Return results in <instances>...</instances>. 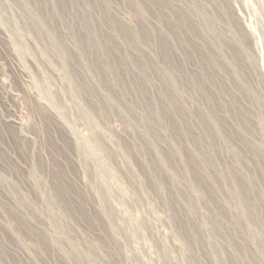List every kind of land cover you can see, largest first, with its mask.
<instances>
[{"label": "rangeland", "instance_id": "obj_1", "mask_svg": "<svg viewBox=\"0 0 264 264\" xmlns=\"http://www.w3.org/2000/svg\"><path fill=\"white\" fill-rule=\"evenodd\" d=\"M85 2L0 0V264H264V0Z\"/></svg>", "mask_w": 264, "mask_h": 264}, {"label": "bare ground", "instance_id": "obj_2", "mask_svg": "<svg viewBox=\"0 0 264 264\" xmlns=\"http://www.w3.org/2000/svg\"><path fill=\"white\" fill-rule=\"evenodd\" d=\"M84 2H85V0H83ZM86 3V2H85ZM66 4H67V2H66ZM66 4H62V8H63V10L62 11H65V10H68L69 8H68V6L66 5ZM158 5L161 7V9L162 10H164V9H167L166 7H165V4L164 3H161V2H159L158 3ZM99 6V5H98ZM26 7V6H25ZM104 7L105 6H101V7H99L97 10H98V12H100V13H102L103 15H104V17L105 18H107L108 19V23H109V25L112 27V29H113V31H114V33L116 34V35H118V36H120L121 37V40L124 42V44H126V45H128V46H133L134 47V45H136V46H139V47H142V46H145V45H149V44H156V47L158 48V50L161 52V54H162V56H163V58H164V61L166 62V64L169 66V67H173V65H174V67H175V62H174V56H173V54H172V51H171V44H179V43H184V45H187V46H189L188 45V43H187V41L185 40V39H180L177 35H176V33H175V31H174V29H173V26H171V24H169V23H167L166 22V24H164V25H166V27H164L163 28V31H164V34L163 35H161V36H158V37H156V39H154L153 38V36L151 37V35H149V34H147L146 32H142L141 33V31H138V29H133L132 28V30L131 29H129V28H125L124 26H123V24L122 23H120L118 20H116V19H114L113 17H110L109 16V12L107 13V10H105L104 9ZM68 8V9H67ZM144 7H143V5H141V4H139L138 6H137V9H139V10H141V9H143ZM90 9V11L92 10L91 8H89ZM108 9V8H107ZM4 13V12H3ZM169 16V18H171L172 19V16L173 15H171L172 13H171V11H169L168 13H167ZM3 15V14H2ZM156 17H157V19L160 21V22H163L164 23V21H163V19H162V17L160 16V14L157 12V14H156ZM179 20V19H178ZM181 23H183L186 27H187V31L190 33V35L191 36H193V34H195L196 33V31H195V29L193 28V26L192 25H190L184 18H180V20H179ZM107 22V21H106ZM13 24V23H12ZM17 25V24H16ZM14 26V25H13ZM16 27V26H15ZM84 27H85V29L86 30H88V34H93V33H95V32H97V27L92 23V22H90V21H88V19L85 21V23H84ZM135 28V27H134ZM14 31V30H13ZM18 31H19V29H18ZM193 34H192V33ZM17 33V32H16ZM21 33V32H20ZM19 34V33H18ZM97 39H98V37H97ZM97 39H95L96 41H95V43H92V42H90V44H88L87 43V41H86V39H83V38H78L77 37V42L78 43H80V44H82V45H85V46H87L88 47V53L90 54V56H94V58H95V52H96V50L98 49V40ZM119 39V38H118ZM87 43V44H86ZM103 44H107V45H109V47H112L114 50L112 51V52H114L115 54H117L116 56H121V54L118 52V50H116V49H118L117 48V46H114V43L109 39H106L105 40V43L103 42ZM97 47V48H96ZM194 49V48H193ZM196 49H194L193 51H195ZM63 52V51H62ZM114 54V55H115ZM64 58V57H63ZM207 60V61H206ZM94 61V60H93ZM201 61H202V63L206 66V63L205 62H211L212 63V59L211 58H204V57H201ZM130 62V61H129ZM110 63L111 62H109V60H105L104 62H103V68H102V70H98L97 72H98V75L97 76H99L100 77V79H101V81L104 83V85H105V87L109 90L110 89V86H111V80H110V77H109V71H111V66H110ZM131 64H134V65H136L138 68H140V69H144L145 67L143 66V65H138L137 63H135L133 60H131ZM144 64H146V63H144ZM149 64V63H148ZM213 64V63H212ZM149 66V65H148ZM208 66V65H207ZM147 67V66H146ZM147 69H148V67H147ZM67 73V72H66ZM68 74V73H67ZM124 74V73H123ZM200 79H201V82L203 83V81H202V78L201 77H199ZM198 80V79H197ZM196 85H198V87L200 88L201 87V84H196ZM75 91V90H74ZM106 91V90H105ZM77 93H79V92H77ZM75 95V94H74ZM73 95V96H74ZM79 95V94H78ZM75 97V96H74ZM170 99H171V96H170ZM76 101V100H75ZM173 101V100H172ZM171 101V102H172ZM76 103H78V102H76ZM83 103V102H82ZM174 107H175V111L177 110V107L175 106V103H174ZM81 108V107H80ZM84 110V109H83ZM82 110V111H83ZM84 113H86L85 111H84ZM85 114H83V116H84ZM82 116V117H83ZM84 118V117H83ZM166 118V117H165ZM91 119V118H90ZM95 126V125H94ZM242 128V127H241ZM217 129V128H216ZM175 130V129H174ZM244 131V130H243ZM217 132H218V130H217ZM219 133V132H218ZM157 141V143H159V141L158 140H156ZM99 147V146H98ZM100 148V147H99ZM101 149V148H100ZM179 150V149H178ZM87 151V150H86ZM97 151V150H96ZM85 153V152H84ZM88 153V152H87ZM97 155V154H96ZM201 155V154H200ZM89 156H91V154L89 155ZM199 156V155H198ZM197 156V157H198ZM97 157V156H96ZM179 157H180V155H179ZM200 157V156H199ZM259 157H260V159H259ZM259 157H258V163H259V165H260V168H261V170H262V176L261 177H259V179H261V181L262 180H264V161L262 160V157H261V155H259ZM181 158H183V156L181 155ZM201 158V157H200ZM102 159V158H101ZM198 159V158H197ZM247 159V158H246ZM167 164V163H166ZM189 167V166H188ZM102 175V174H101ZM99 177V176H98ZM106 177V176H105ZM117 177V176H116ZM100 178V177H99ZM199 179V178H198ZM100 180H101V178H100ZM197 182H198V184L200 185V183H199V180H197ZM261 183V182H260ZM232 184V183H231ZM239 184V183H238ZM245 185V184H244ZM234 188H235V192H234V196L236 197L237 196V200H239L240 198H241V200L242 199H244L246 202H248L247 204L248 205H250L252 208L250 209L249 208V210H248V212H246V209L244 208L243 209V212H242V216H243V218H244V220H246L247 218H248V214H252V216H253V213H254V205L255 204H258V202H259V197L258 198H253V199H249L248 197H247V194H245L246 192H247V188H246V186L244 187L243 186V184L242 183H240V185H237V184H235L234 186H233ZM253 188V187H252ZM232 190V189H231ZM119 191V190H118ZM248 191H249V189H248ZM256 191H257V189H256ZM261 192V191H260ZM233 193V192H232ZM250 194V193H249ZM260 194V193H259ZM105 195V194H104ZM245 197H247L248 199H246ZM262 197V196H261ZM261 200V199H260ZM243 202V201H242ZM243 204V203H242ZM260 204V203H259ZM264 204V203H263ZM256 210V209H255ZM256 213V212H255ZM258 214V213H257ZM263 217V216H262ZM263 221H264V219H263ZM260 222V221H259ZM190 229H191V231L194 233V227H193V225L191 226L190 225ZM220 229V228H219ZM144 236V235H143ZM197 242V241H196ZM263 242V241H262ZM236 259V258H235ZM232 260L231 261V264H235L237 261L236 260Z\"/></svg>", "mask_w": 264, "mask_h": 264}]
</instances>
